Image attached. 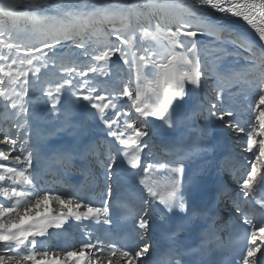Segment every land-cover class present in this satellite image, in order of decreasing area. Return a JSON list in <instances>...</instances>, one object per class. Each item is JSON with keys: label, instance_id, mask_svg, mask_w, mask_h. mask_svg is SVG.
<instances>
[{"label": "snow or ice", "instance_id": "1", "mask_svg": "<svg viewBox=\"0 0 264 264\" xmlns=\"http://www.w3.org/2000/svg\"><path fill=\"white\" fill-rule=\"evenodd\" d=\"M0 104L11 120L0 128V264H156L144 240L152 213L169 222L167 264H264V215L254 222L241 207L242 194L264 209L256 198L264 189V0H0ZM33 104L50 105L43 119L52 117L57 132L75 128L73 141L45 143ZM74 110L83 111L80 123ZM96 120L111 139H86ZM215 121L235 134L250 165L230 197L239 215L219 228L218 214L190 203L183 182L185 162L210 150ZM69 170L84 181L67 193L45 186L52 176L67 187ZM138 176L144 192L129 204L120 181ZM97 190L99 205L89 199ZM72 223L83 233L78 249L43 247L51 230ZM217 250L228 251L226 261L211 258Z\"/></svg>", "mask_w": 264, "mask_h": 264}, {"label": "rangeland", "instance_id": "2", "mask_svg": "<svg viewBox=\"0 0 264 264\" xmlns=\"http://www.w3.org/2000/svg\"><path fill=\"white\" fill-rule=\"evenodd\" d=\"M104 28H105V26H104ZM107 30H105V31H107ZM147 43H153V42L149 41ZM120 63L122 64V62H120ZM244 64H245V62L241 59L238 62V64L236 65V68L237 67L240 68V66L243 67ZM42 76L44 78H52L54 76H59V72H48L46 76H44V74L42 73ZM208 84L209 85H214L215 84V80L210 79L208 81ZM234 90H236V89H234ZM210 94L213 95V96H215L216 93H215V91H212ZM35 95H41V94L40 93H35L34 94V97H35ZM43 99H47V98L44 97ZM68 99H69V97H67V96L61 98V105H63L62 111L67 108V106H68L67 105ZM78 103L83 104L85 102L79 101ZM61 105H57V107L58 108H61ZM31 108H32V111H33V115L35 117L41 118L39 120H34L33 123H34V126H38L41 129L42 135L44 137H46V140L44 141L45 143H47L49 145L57 146V145H62V144H70L73 141L74 136L72 134H73V132L76 131L75 128H67L64 131L57 132L56 131V128H57L58 125H57L56 121L52 117L49 116L47 119H43L45 117V113L50 109V105H46V104H33V105H31ZM57 115H60V113H57ZM71 119H72L73 123H80L84 119L83 111L82 110H79V111L74 110ZM10 122H11V120H10V117L8 115V112L4 110L3 104H0V128H3L4 131H7L8 130V125H9ZM202 125H205V121H203ZM88 126H89L90 129H92V132H95V130H98V129H104L103 124L100 123L99 120H96V121H88ZM209 129L211 130V135L208 136V137L215 138L216 136L220 135V131L218 129L217 121H216V123L214 125H211ZM230 134H232L234 136V138H235V134L234 133H231L230 132ZM225 135L227 136L226 132H225ZM220 136H218L216 138L218 139V138H220ZM35 140H36V138L34 137V141ZM235 142H236V140H235ZM4 147H6V146L0 145V148H4ZM237 150H239V152L241 153V149L240 148H237ZM0 162H3V161H0ZM234 162L235 161L233 159L232 160V163H231V165H232V171H235V164H237V162H235V163ZM244 162L245 161H243L242 163L245 164ZM3 163H7V162H3ZM240 164L237 167H240ZM227 165H226V167H227ZM248 166H249V168H248ZM249 169H250V165L247 164L245 171H247ZM52 188H53V186H52ZM232 191H233V189H232ZM49 207L52 210H58V206L57 205H50ZM69 227H70L69 225H66L65 226V228H69ZM51 231H53V233H54L55 230H51ZM69 237H70V234H69ZM47 241L49 242L50 247H51L53 245L54 239L52 238L51 240H47ZM44 245H46V244H44ZM79 245H80V242H79ZM53 248H54V246L51 249H53ZM73 248H77V242L72 243V249ZM68 249H69V247L66 250H68ZM72 249H70V250H72Z\"/></svg>", "mask_w": 264, "mask_h": 264}, {"label": "bare ground", "instance_id": "3", "mask_svg": "<svg viewBox=\"0 0 264 264\" xmlns=\"http://www.w3.org/2000/svg\"><path fill=\"white\" fill-rule=\"evenodd\" d=\"M130 2H131V0H130ZM105 27H109L108 25H104ZM240 68H242V67H240ZM240 68H236L237 70H239ZM237 87L238 86H236V85H234L233 86V90L234 89H237ZM235 91V90H234ZM156 123L158 124V123H160L159 121H156ZM202 127V126H201ZM197 135H199V133H195V132H193L192 133V136H194V138L197 136ZM214 136V135H213ZM218 136H220V135H218ZM218 136H216V137H218ZM212 137V136H211ZM216 137L215 138H210V137H208V148L210 149L208 152H205V153H203L204 155H206V156H208L209 157V159H210V162L212 163L213 161H215V164L217 165V159H218V157H219V163H221L222 162V160H223V158L221 157L222 155H220V152H223L224 150H229V153L227 154V160H233L234 159V153H233V151H232V149H233V147L232 146H230L229 145V143L227 142V136L225 135V132L224 133H222V138L221 139H219V140H217L216 139ZM93 138H95V140L98 138V140H97V142H100V141H102V140H100L101 138H106V139H108L109 137H106L105 136V132H103V133H99V132H95V133H93L91 136H89V139H88V141H91ZM161 148L159 147V140L157 141V147L154 149V151L155 152H157L158 150H160ZM223 150V151H222ZM218 155H220V156H218ZM90 158V157H89ZM78 162V160H74L73 162ZM246 162V161H245ZM244 162V163H245ZM80 163L81 162H78L77 163V165H75L76 167L77 166H80ZM235 163V162H234ZM240 163H242V162H237V164H235V168H236V166H239V164ZM229 164H231V163H229ZM228 164V165H229ZM227 165V166H228ZM214 166V165H213ZM218 167L220 166V165H217ZM248 168H249V166H248ZM247 168V169H248ZM245 170H246V168H242L241 170H239L238 171V175H240L241 176V181H242V179L244 178V176H242L241 175V173L242 172H245ZM232 172H234V171H232ZM50 178H52V179H54V177H52V176H48V177H46V179H50ZM52 181V180H51ZM65 181H67L66 179H65ZM67 185L69 186V184H68V181H67ZM47 188H49V189H51L52 190V186L49 184V183H47L46 185H45ZM142 191H144V188H143V190ZM237 193H239L240 192V187H239V189H237V191H236ZM146 195V194H145ZM89 199L90 200H94V199H98L99 200V203H100V198H99V194H97L96 192H95V194H93V193H90V195H89ZM245 201H246V198H244L243 196H242V194H241V205H242V207L243 208H246V210H248L249 212H250V214H251V211L252 210H250V209H248V206L246 205V203H245ZM252 215H253V213H252ZM79 229V228H78ZM55 234H56V231H55ZM81 242L83 241V233L81 232ZM62 236V234L60 233L58 236H57V239L55 240V241H57L60 237ZM47 241V240H46ZM145 241H147L148 243H149V240H145ZM46 244V243H45ZM150 244V243H149ZM46 246L48 247V245L46 244ZM58 247H60V246H58ZM55 248V247H54ZM56 249V248H55Z\"/></svg>", "mask_w": 264, "mask_h": 264}]
</instances>
